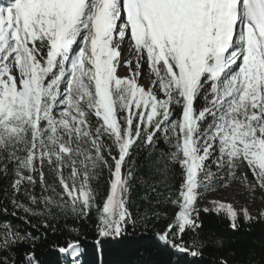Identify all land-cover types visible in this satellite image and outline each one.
<instances>
[{
	"label": "snow or ice",
	"instance_id": "obj_1",
	"mask_svg": "<svg viewBox=\"0 0 264 264\" xmlns=\"http://www.w3.org/2000/svg\"><path fill=\"white\" fill-rule=\"evenodd\" d=\"M127 52L138 58L134 68ZM124 67L131 74L121 77ZM142 69L151 81L147 90L138 82ZM161 141L168 146L160 149L165 171L178 166L182 179L169 201L176 212L158 241L202 256L216 235L191 245L184 236L203 230L205 194L232 180L264 192V0H9L0 6V175L10 181V202L24 219L50 215L53 205L70 206L81 218L95 208L97 245L134 230L136 155ZM102 169L109 188L98 205L91 181ZM41 204L45 213L37 210ZM213 204L233 230L241 219H253L247 208ZM41 238L0 224V264H18L17 249ZM58 251L79 264V240ZM24 259L39 264L34 252Z\"/></svg>",
	"mask_w": 264,
	"mask_h": 264
},
{
	"label": "trees",
	"instance_id": "obj_2",
	"mask_svg": "<svg viewBox=\"0 0 264 264\" xmlns=\"http://www.w3.org/2000/svg\"><path fill=\"white\" fill-rule=\"evenodd\" d=\"M167 147L161 141L151 152H138L136 167L139 178L130 199V210L138 218L137 227L117 238H100L99 245L96 244L98 216L95 208L87 218H81L71 211L70 206L53 205L51 214H46L41 204L37 210L45 214L28 215L24 219L25 214L14 209L10 202V181L0 175V224L10 222L22 232L42 236L34 247L24 244L17 249L14 255L18 264H27L24 257L28 252L35 253L39 264H73L69 256L58 251V247L65 246L70 240L80 242L79 264H221L222 261L228 264H264V219L251 215V221L241 219L239 227L233 230L228 217L223 212L218 213L215 206L208 212L201 208V232L184 236V242L191 245L209 233L216 235L217 240L206 244L202 256L191 257L161 246L158 234L176 212V206L169 201L178 195L182 179L178 166L172 171L170 163L169 171L164 169L160 149L167 151ZM45 171L48 183L52 184L53 177ZM244 171L248 180L253 181L251 172ZM108 179L107 169H102L100 175L91 181L98 205H102L106 198ZM34 191L37 196L40 195L39 185ZM57 191H60L59 186ZM45 195H51V192ZM21 202L29 203L23 197ZM13 211L17 212L16 216L11 214ZM45 223L47 227H44Z\"/></svg>",
	"mask_w": 264,
	"mask_h": 264
},
{
	"label": "rangeland",
	"instance_id": "obj_3",
	"mask_svg": "<svg viewBox=\"0 0 264 264\" xmlns=\"http://www.w3.org/2000/svg\"><path fill=\"white\" fill-rule=\"evenodd\" d=\"M3 0L0 2V4ZM146 69L141 70V76L138 82L141 86H145L146 90L151 87V81L146 80L144 72ZM121 77L129 76L131 73L127 67L118 70ZM154 90V89H153ZM231 193V197L223 198L221 194ZM213 202L230 204L235 210L242 211L247 208L253 217H261L264 213V192L256 190L255 192L246 183L238 180H232L227 187L217 188L213 192L205 194V199L199 204L200 208H214Z\"/></svg>",
	"mask_w": 264,
	"mask_h": 264
},
{
	"label": "bare ground",
	"instance_id": "obj_4",
	"mask_svg": "<svg viewBox=\"0 0 264 264\" xmlns=\"http://www.w3.org/2000/svg\"><path fill=\"white\" fill-rule=\"evenodd\" d=\"M126 56V59L130 60L131 61V67L134 68L135 67V64L137 62V56L134 52H127L125 54ZM128 68V67H127ZM128 71H129V68H128ZM130 72V71H129ZM223 196V198H229L231 197V193H228V194H221Z\"/></svg>",
	"mask_w": 264,
	"mask_h": 264
}]
</instances>
